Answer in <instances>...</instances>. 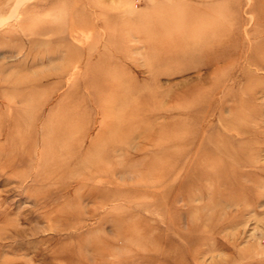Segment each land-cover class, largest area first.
<instances>
[{"label": "rangeland", "instance_id": "374dc122", "mask_svg": "<svg viewBox=\"0 0 264 264\" xmlns=\"http://www.w3.org/2000/svg\"><path fill=\"white\" fill-rule=\"evenodd\" d=\"M25 89L44 101L0 121V264H264V0H0V120ZM66 102L76 146L42 142Z\"/></svg>", "mask_w": 264, "mask_h": 264}, {"label": "bare ground", "instance_id": "6f19581e", "mask_svg": "<svg viewBox=\"0 0 264 264\" xmlns=\"http://www.w3.org/2000/svg\"><path fill=\"white\" fill-rule=\"evenodd\" d=\"M204 20L206 22H208L209 25H210V28L209 29L207 28V32H205V35H204L205 39L207 41H209V42H207L206 47H205L206 50L209 53V52L213 51L212 47H214V46L215 47H217V46L219 47V45L221 46V42H218L216 39L220 38V35L224 34L225 31L223 32V30L221 29L220 24H219L220 22H217L216 19H214L212 17H209V15L205 16ZM236 20L237 19L234 18L233 22H236ZM237 22H238V20H237ZM261 31H262V29H260V26L255 25V26H253L251 28L249 34H251L252 36L253 35H257L258 36V35H260L259 33ZM229 40L232 41L231 39H229ZM256 48L257 47L254 46V49H256ZM257 50H258V48H257ZM225 55L226 54H225L224 51H222L219 54L216 52V54L214 53L213 55H211L212 57L210 56L209 58L211 60H216V59H219L220 57L223 58ZM254 59L250 58V61L251 60L254 61ZM25 83H26V81H23V80H15L13 83H11V85H8L7 87H11L12 86V90L17 91L18 86L23 85ZM14 84H15V86H14ZM7 90L9 91V88H7ZM33 90L34 89H25L22 92H19V91L16 92L17 93L16 97L21 99V101L23 102V105L21 106L20 110H16V114L14 116L1 118L0 121H2V124H4V125L5 124L17 125L18 123H21L22 121L26 122V123H29L28 120L31 121V120H33L35 118V116H37V114H38V111H37L38 107L37 106L40 105V102L44 101V99L39 97V99L36 100L37 101L36 103H34V102H30L29 103L27 99L29 98V96H31ZM3 91H4V93L8 92V91H5V90H3ZM0 96H2L1 92H0ZM10 102L5 101V103L3 104V106H4L3 108L4 109L2 111L11 112L12 110H14L13 104H11ZM33 105H34V107H33ZM27 106H30V107L28 108ZM61 106H60L61 107L60 108V110H61L60 113L61 114H64V113L65 114H70V116L68 115L69 116L68 118H63L62 119V118H59V114H58V116H56L52 120V124H51V122H49L50 124L49 123L47 124V125H49V127L51 126L50 128L46 127V126L44 128L42 127L43 128V130H42L43 134L41 135L42 142L43 141L45 142V140L48 139L47 137H49L51 134H53L54 138L60 139V138L68 137L67 135L71 131H73L75 129H77L76 131L79 130L80 127L78 128V122L75 119H71L72 116L75 113V110L77 109L76 106H74V104L72 102H66L64 104V106L63 105H61ZM62 110H64V111H62ZM130 115L135 116V115H137V112L136 111H132V113H130ZM29 118H31V119H29ZM48 121H50V120L48 118H46L43 123H47ZM26 127L28 129H30L31 126L28 125ZM61 130L67 131V134L63 135L62 133H64V132H61ZM0 133H3L1 128H0ZM10 137H11V135L7 133L5 135V140H7V142H9V140L11 139ZM68 141L71 143V146L72 145L76 146V144H77V139L74 137V135H71V137L69 136L68 137ZM91 164H93L94 168L90 172V174L88 175L87 179H90V178L93 179L95 177H97V178H101L102 177V179H103V178L108 177V174L110 173V170H107L106 168L103 169L101 167V165H99V163H94L93 162ZM73 172L74 171H71V173H73ZM104 180H106V179H104ZM91 191L94 193V192L98 191V189L90 188L86 192L89 194V193H92ZM3 226L5 227V225H3ZM147 260H149V263H152L151 258H149V259L147 258Z\"/></svg>", "mask_w": 264, "mask_h": 264}]
</instances>
